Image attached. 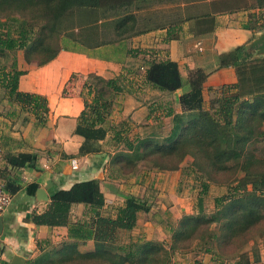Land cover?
I'll use <instances>...</instances> for the list:
<instances>
[{"label": "trees", "instance_id": "obj_1", "mask_svg": "<svg viewBox=\"0 0 264 264\" xmlns=\"http://www.w3.org/2000/svg\"><path fill=\"white\" fill-rule=\"evenodd\" d=\"M152 1L155 0H0V58L22 51L28 64L33 63L35 57L42 58L35 62L37 67L54 61L61 51H53L51 47L55 35L61 36V40L81 43L74 35L62 36L64 31L71 30L72 26H69L70 29L65 26L73 23L75 12L86 15L101 11L103 19L95 23L102 21L104 26H112L115 31L113 40L98 44L92 39L82 44L86 48L124 44L128 36L160 28H140L137 14L131 11L134 5ZM208 1L212 8L209 12L189 14L186 20L199 21L214 15L239 12H246L253 20L256 12L264 11V0H257L256 5L244 6L237 4L239 0ZM248 25L246 29L256 31L257 28ZM140 67L144 68L139 73L143 84L164 96H170L184 84L188 86V91L178 98L181 112L176 113L170 108L164 115L171 120L168 134L164 138L158 135L144 139L127 138L126 121L113 126L110 125V118L116 97L126 93L127 86H130L125 83L128 78L123 74L112 79L90 75L88 79L92 82L87 79L84 88L92 98L89 102L84 100V109L77 118L74 130V134L83 140L78 156L100 153L101 142L111 133L114 143L123 145L127 150L121 151L112 161L115 178L133 174L140 163H148L153 172L178 171L180 162L186 156L193 158L197 170L207 167L215 172L242 173V177H233L226 193L215 198L217 209L210 218L203 215L202 198L199 197L197 215L184 216L177 228L168 229L173 239L168 250L161 243L147 239L120 241L122 234L131 233L138 226L139 216L149 212L146 201L128 195L111 214L107 212L109 210L98 180L78 182L68 190L56 191L50 195L43 213H32L28 217L36 226L67 229V238L73 244L64 245L53 264H169L175 252L188 250L189 244L194 241L199 242V248L204 253L213 255H216L217 243L219 246L237 245V254L229 264L258 263L260 258L257 254L250 261L241 248L246 245L247 236L261 224L264 225V153L254 155L247 149L257 141L253 140L254 126H261L264 122V57L255 58L247 51L246 45L237 46L219 55L214 68L191 70L186 82L178 64L169 59L144 60ZM224 68L235 70L236 83L216 89L207 88V93L215 98L206 107L204 83L211 73ZM0 73V87L4 90L8 106L33 118L36 127H43L49 115L46 97L19 90V79L26 71L19 70L12 62L9 68L2 66ZM160 102L158 99L155 105L150 106H157L163 112ZM36 160V154L5 155L4 167L0 168V181L5 183V190L10 195L18 192L20 187L7 178L10 177L8 168L37 169ZM37 189V185H29L27 194L33 196ZM207 192L208 185L204 184L200 196H205ZM78 205L83 210L79 217L73 218V210ZM213 223H217L216 230L211 228ZM88 241L94 243V250H77V244L85 245ZM0 264L4 263L0 261Z\"/></svg>", "mask_w": 264, "mask_h": 264}, {"label": "crops", "instance_id": "obj_2", "mask_svg": "<svg viewBox=\"0 0 264 264\" xmlns=\"http://www.w3.org/2000/svg\"><path fill=\"white\" fill-rule=\"evenodd\" d=\"M189 14L184 15L183 19L172 20L155 31L128 36L124 44H115V47L102 46L78 50L64 47L54 61L42 67L31 66L26 74L20 77L19 90L46 97L49 115L43 127H36L33 118L18 111L12 114L6 113L0 118V168L4 167V157L8 153L37 155V169L8 168L10 177L7 178L19 186L20 190L11 195L10 206L1 215L3 231L0 236V261L10 264L12 258L18 256L24 259L25 264L55 263L63 246L73 244V241L67 238V229L36 226L28 219L29 215L43 213L49 203L50 195L56 191L68 190L75 183L88 180H98L102 191V185H105L111 177H116L111 169L112 161L121 151L127 150L123 145L114 143L111 133L101 142L100 153L78 156L83 140L74 134V130L77 118L84 109L81 86L90 75L112 79L122 75L124 65H132L134 61L140 60L142 64L144 60L169 59L178 64L182 79L186 82L191 70L214 68L219 55L237 46L248 44L256 35V31L245 28L246 12L214 15L199 21H187ZM177 17L178 15L174 18ZM115 55L120 56L116 58ZM140 69L144 68L140 67ZM76 76L81 78L77 83L74 81ZM127 78V83L130 85L127 86L128 91L125 96L120 94L116 97L113 112L117 100L124 98L133 103L131 112L135 110L134 112L139 113L141 108L134 105L141 103L144 90L136 88L135 91L138 93L135 94L134 86L140 88L147 86L143 84L141 78ZM135 80L140 84L135 85ZM234 83H236L235 70L224 68L208 76L204 90L208 87L216 89L220 85ZM187 91L188 86L184 84L180 90L172 94V97H180ZM158 112L156 108L147 113L149 119L154 117L155 125L150 131H143L142 128L150 126V129L153 124L144 127L135 126L131 121L120 117L119 121H126L127 138L144 139L150 135L155 137L158 135L160 138L164 126L161 121L162 113ZM110 119L112 120V116ZM34 184L38 189L44 190L48 201H39L36 193L33 196L27 194L28 186ZM103 194L105 197V193ZM82 210L81 205L76 206L73 210V218L79 217ZM76 248L80 252L92 251L94 243L88 241L85 245L77 244ZM256 264H264V250L261 251L260 260Z\"/></svg>", "mask_w": 264, "mask_h": 264}, {"label": "rangeland", "instance_id": "obj_3", "mask_svg": "<svg viewBox=\"0 0 264 264\" xmlns=\"http://www.w3.org/2000/svg\"><path fill=\"white\" fill-rule=\"evenodd\" d=\"M239 0L237 4L241 5H256L257 0ZM233 5H236L233 3ZM138 7L139 10H138ZM137 9V10H136ZM211 6L208 0H155L148 3H139V5H134L131 8L133 13H136L139 19V27H147L148 29H154L156 27H161L167 23L172 22V20L183 19L184 15L193 14L200 15L206 14L210 11ZM253 20H250L247 16L246 23L248 26H254L256 29V34L264 31V11L256 12ZM178 15L177 18H174ZM103 19L102 12H90L89 14H83L75 12L73 17V23L68 24L69 27L72 26L71 30H66L62 33L63 35H74L81 41L80 44L70 42L69 40L62 39L61 36L55 35L52 38L51 47L54 50H61L64 47L70 48V50H78L80 48L89 49L83 46V43H89L90 40L94 39V42L103 43L105 40H113L115 38V31L112 26H104L102 21L95 23V21ZM198 20V19H197ZM256 21H258L256 23ZM239 22V21H238ZM259 23V24H258ZM263 27V28H262ZM67 29H70L67 28ZM128 35V34H127ZM254 38V36L252 37ZM66 40V41H65ZM65 41V42H64ZM247 44V43H246ZM244 44V45H246ZM107 48L115 47V44L105 46ZM255 58V54H252ZM120 55H115L118 58ZM34 62L28 64L24 60V54L22 51L15 52L7 58H0V68L5 66L9 68L12 62L17 64L19 70L27 71L31 66H36L39 57H35ZM141 61H134L132 65H124L123 75L129 77V79L140 78ZM140 73V74H139ZM1 74V73H0ZM129 74V75H128ZM236 75V74H235ZM74 81L77 83L79 81L78 76L74 77ZM88 81H91L88 79ZM135 85L140 84L135 80ZM127 84V82H125ZM221 86V85H220ZM219 87V86H218ZM136 88L143 89V96L140 100L141 103L137 108H141V112H131V105L133 103L126 101L124 98L118 99L115 107V114L112 115L113 126L121 123L119 121L120 117L124 120L131 121L133 125L144 127L146 125H152V128H142L143 131H150L153 129L155 123L154 117L148 118V111H153L157 106L155 105L156 100L160 99L163 107L161 121L163 123V132L160 138H164L171 128V120L169 118H164L168 109H172L174 112H180L181 107L178 103V97L164 96L157 91L151 90L148 87L134 86V93ZM210 88V87H208ZM128 91V88L127 90ZM81 95L86 102H89L92 95L87 94V90L84 88V84L81 86ZM122 95L125 96V93ZM215 98V96H214ZM213 95L211 96L207 93V89L204 90L205 104H209ZM158 103V101H157ZM159 103V104H160ZM144 105L142 107V105ZM15 111L10 108L6 102L4 90L0 87V118L4 117L6 113H11ZM16 112V111H15ZM156 114V116L158 115ZM149 123V124H148ZM137 128V127H136ZM254 139L255 143L250 144L247 149L258 155L264 153V122L261 126H254ZM145 133V132H144ZM257 134V138L255 135ZM131 177H111L107 180L105 185H102V191L105 193V200L107 201V212L114 211L116 206H121L125 201V197L132 195L134 197L140 198L148 203L150 208L148 213H143L138 218V226L131 232L122 234L120 241L128 242L130 238L133 239H147L161 243L164 249L168 250L172 244L173 239L171 234L168 232L170 228H177L179 221L184 216H194L197 215L198 199L202 198L203 205V215L206 218L216 211L214 200L226 193V188L229 183L234 179L233 177H242V173H233L232 171H222L215 172L211 168L205 167L204 170H197L193 164V158L190 156L184 157L180 162L178 171L174 172H153L148 163H141ZM208 185V192L205 196H200L202 192L203 185ZM80 213V211H79ZM211 228L216 230L217 223L211 224ZM264 250V225L258 226L254 232L247 236L246 245L241 248L248 258L253 260L254 255H258L260 258L261 251ZM216 255L204 253L199 248V242L194 241L189 244V249H180V251L175 252L171 257L169 264H229L232 259L237 254V245L232 246H219L217 243L215 245ZM219 256V259H216Z\"/></svg>", "mask_w": 264, "mask_h": 264}, {"label": "water", "instance_id": "obj_4", "mask_svg": "<svg viewBox=\"0 0 264 264\" xmlns=\"http://www.w3.org/2000/svg\"><path fill=\"white\" fill-rule=\"evenodd\" d=\"M247 51L251 54H255L256 57H264V31L254 35V38L246 44ZM36 197L39 201H48V196L43 189H37ZM3 231L2 218L0 217V236ZM10 264H25L23 258L14 256Z\"/></svg>", "mask_w": 264, "mask_h": 264}, {"label": "built area", "instance_id": "obj_5", "mask_svg": "<svg viewBox=\"0 0 264 264\" xmlns=\"http://www.w3.org/2000/svg\"><path fill=\"white\" fill-rule=\"evenodd\" d=\"M12 196L5 190V183L0 181V217L3 212L10 206Z\"/></svg>", "mask_w": 264, "mask_h": 264}]
</instances>
